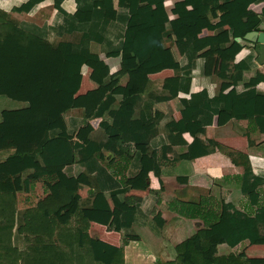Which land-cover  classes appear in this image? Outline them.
I'll return each mask as SVG.
<instances>
[{
	"label": "trees",
	"instance_id": "obj_1",
	"mask_svg": "<svg viewBox=\"0 0 264 264\" xmlns=\"http://www.w3.org/2000/svg\"><path fill=\"white\" fill-rule=\"evenodd\" d=\"M42 1L26 0L12 10L31 13ZM64 1L53 0L55 17L43 26L18 21L0 9V96L21 106L4 109L0 122V151L13 149L0 159V242L3 248L18 251L14 245L17 233L32 226L40 246L30 250L33 264H123V246L110 247L90 238L85 208L111 210L113 200L122 207L119 219L123 243L141 234L155 249L167 220L161 211L154 210L155 198L145 207L147 227L139 229V214L147 200L134 205L125 202L133 183L141 180L149 184V170L160 176L172 145L186 144L184 132H189L193 140L173 160L194 159L214 151L217 144L211 139L202 140L199 134L217 115L223 114L225 122L247 119L251 131L264 133V91L257 87L264 73L246 80L244 73L251 66L247 57L234 64L231 76L227 74L230 62L242 48L237 38H244L264 18V8L258 14L249 7L264 0H181L175 4L176 20L171 19L164 0H149L143 6L140 0H75L74 13L63 7ZM220 1L232 3L235 13L209 24L213 35L200 36L201 30L195 27L179 40L186 66L165 58L162 49L169 35L184 24L192 27L203 23L206 14L216 15ZM188 5H192V12ZM205 47L223 57L217 76L223 80L220 91L215 96L207 90L193 93L185 100L181 118L167 124V135L158 136L159 119L150 112L152 105L166 100L167 95L152 96L148 110L135 116L150 81L148 76L140 78L136 93L117 101L116 95L124 93L120 80L129 69L130 57L147 74L167 68L186 69L179 84L164 83L172 95H177L189 91L190 69ZM99 52L107 57L120 56L119 70L111 72ZM91 60L95 64L90 77L98 87L79 94ZM240 83L242 90L237 88ZM71 109H79L82 118H71V127L66 130L49 128L60 111ZM97 117L101 118L105 139L83 142L84 136L76 137L79 123L88 124ZM106 152L115 154V159H125L128 173L120 174ZM76 165L80 167L73 172ZM177 179L182 183L188 180L183 175ZM240 179L241 193L255 206L253 213L233 202L217 203L211 197L173 202L188 226L174 234L176 259L163 264H264V258L250 260L232 250L244 241L264 244V203L260 202L259 191L264 175L248 167ZM37 181L45 183L46 196L32 209L23 210L17 195L32 192ZM83 185L90 188L87 196L80 192ZM188 227L196 231L181 240L191 231ZM63 243L72 247L70 254L61 246Z\"/></svg>",
	"mask_w": 264,
	"mask_h": 264
},
{
	"label": "crops",
	"instance_id": "obj_2",
	"mask_svg": "<svg viewBox=\"0 0 264 264\" xmlns=\"http://www.w3.org/2000/svg\"><path fill=\"white\" fill-rule=\"evenodd\" d=\"M25 1L0 0V9L6 10L20 21H25L26 19L28 23H35L39 26H43L47 22L50 24L53 22L57 11L53 0L42 1L31 13L12 10L14 6ZM148 1L140 0V5L143 6ZM164 1L171 19L176 20L178 15L175 4L181 0ZM62 5L69 12L74 13L77 9L75 0L64 1ZM190 6L192 7V5H188L187 8L192 12ZM249 8L258 14L262 13L264 2L252 3ZM234 13L235 8L232 3L220 1L216 8V15H212L211 13L206 14L203 16V23L192 27L191 25L184 24L176 33L169 35L162 49L163 56L169 61L178 62L185 67L187 60L181 54L179 40L190 29L195 27L201 30L200 36L213 35L214 31L208 25L225 19ZM19 14H24V18L18 17ZM253 31H257L256 35L258 32H260L259 34L264 33V18ZM256 35L252 36V39L253 37L256 39ZM252 39L249 40L245 37L237 38L242 48L236 54L235 60L230 62L227 69L228 76L233 74L234 64L247 57L251 59V66L244 73L246 80L255 76L256 73H264V46L260 47L258 44L256 45ZM252 43H255V46ZM95 48L98 49L99 45H96ZM99 53L101 58L110 65L111 72L119 70L121 64L120 56L107 57L103 52ZM128 62L129 69L120 80L124 87V93L116 95L117 101L136 93L139 89L140 78L145 75L148 76L150 81L142 93L141 101L136 106L135 116L139 117L141 111L148 110L147 103L152 100V96L167 95L168 98L166 100L156 101L150 109L153 116L159 119L158 136H165L169 133L167 124L172 120H179L181 118L182 110L185 108V100H189L193 93L207 90L210 96L218 95L223 82L222 79L217 77L218 73L222 70L223 57L218 51H212L210 47H205L198 52L197 58L190 69L191 82L189 91L182 90L177 95H172L171 91L164 87V83L179 84L180 77L184 76V73L187 71L186 69L167 68L156 73L147 74L143 67L136 64L134 57H130ZM94 64L95 61L92 60L87 63L79 94H84L98 87V84L90 77ZM243 87L241 83L237 85L239 90H242ZM257 87L259 90L264 91V80L260 81ZM18 107L21 106L15 101L6 96H0V122L3 120L2 111L4 109ZM56 108L61 110L62 106L57 104ZM82 115L79 109L62 110L58 113L56 119L49 124V128L69 129L71 127V118H82ZM100 121L101 118L97 117L89 120L88 124L79 123L76 137L79 135L84 136L85 140L81 139L83 142L88 141L90 138L105 139L106 135L100 126ZM178 136L179 133H177ZM199 137L205 141L211 139L218 146L216 145L215 150L207 155L194 159L173 160L174 157L185 152L187 146L193 140V136L189 132H184L182 138L186 144L177 142L172 145V150L167 154L169 159H164L163 161L161 175L157 176L153 171L149 170V184L137 185L133 183L131 189L125 195V202L130 205L143 202L144 199L147 200L140 214L138 213L142 216L139 229L147 227L146 222L148 223V219L145 215V207H149L155 198L158 199H155L154 210L161 211L167 222L162 229V239L159 241L157 248L154 249L150 243H147L141 234L131 236L126 244L123 243V233L119 219L122 207L111 199V210L89 207L84 209V213L89 220L88 233L90 238L99 240L111 247L117 248L123 246V264H163L176 259L177 250L173 243L174 234L179 228L188 226V220L183 215L177 213L178 211L172 205L173 202H181L180 200L198 201L201 197H211L213 198L212 201L217 203L221 201L224 205L225 202H233L238 208L248 213H253L255 206H251L248 197L240 191V177L248 167H252L255 173L264 175V133L251 131L248 127L247 119H231L225 122L223 114H220L213 118L211 124L204 127ZM12 151L13 149L0 151V159L6 157ZM106 154L108 158L113 160L112 166H115V169L120 174L128 173V168L125 169L127 164L125 159H115V154L111 152H106ZM253 158H258V160H254ZM105 162L108 163L109 160L106 159ZM79 167L80 165L74 166L72 168L73 172H77ZM181 175L187 176V182L182 183L178 181L177 177ZM89 189L88 185H83L80 192H83L87 196L89 195ZM259 191L261 194L260 202L264 203V183L259 186ZM31 195L33 196L31 201L34 198L37 202L46 196L45 189H42V181L35 183L32 192L18 193L17 202L19 203L18 199L21 196L25 198V202H29ZM33 206L26 205L21 207L19 205L23 210L32 209ZM243 244H245L243 248L248 244L247 250L251 252H253L254 247H258L259 250L252 257L264 258V244H250L244 241L232 248V250L239 249ZM245 252L247 253L246 250ZM172 255L173 257H170Z\"/></svg>",
	"mask_w": 264,
	"mask_h": 264
},
{
	"label": "rangeland",
	"instance_id": "obj_3",
	"mask_svg": "<svg viewBox=\"0 0 264 264\" xmlns=\"http://www.w3.org/2000/svg\"><path fill=\"white\" fill-rule=\"evenodd\" d=\"M19 16H20V18H24V14H19L18 17ZM18 21H20V20H18ZM25 21H26V19H25ZM26 22H28V21H26ZM152 73H156V72H152ZM254 160H258V158H255ZM148 174H149V172H148ZM134 183L137 185L144 184L141 182V180H137ZM43 188L47 189L45 183L42 182V189ZM22 196L18 199L19 200L18 204L21 207H24L26 205H31V207H32L37 202L36 199L34 200V198L31 201V198L33 197L32 195L29 198V202H25V198ZM188 229H189V231L190 230L191 231L189 233H187V235L185 234V236H182L180 238L181 240H184V237H189L190 235H192L196 231L195 229H191L189 227H188ZM34 231H35V227L26 226V227L22 228V230L20 232L17 233V235H16L17 238H16V241L14 242V245L17 246L18 251H14V250H12V248H10V249L3 248L1 245V242H0V264H33L34 258L31 256L30 250L33 252L39 246V242L36 241V237H38V235ZM55 238H56V236H55ZM244 245L245 244H243L239 249H235L233 251L239 255L243 253L244 255H246L247 259H250V260H251V258L255 259V257H252V256H255L256 251L259 250L258 247H254L253 252H251L250 250L249 251L247 250L248 244L246 247L243 248ZM61 246L66 250L65 252L67 254L71 253L72 247L70 245H68L67 243H63V245L61 244ZM245 250L247 251V253L245 252ZM83 254H85V253H83ZM170 257H173V255ZM85 259H86V255H85Z\"/></svg>",
	"mask_w": 264,
	"mask_h": 264
},
{
	"label": "water",
	"instance_id": "obj_4",
	"mask_svg": "<svg viewBox=\"0 0 264 264\" xmlns=\"http://www.w3.org/2000/svg\"><path fill=\"white\" fill-rule=\"evenodd\" d=\"M256 33H257V31H250L249 33L246 34L245 38L251 40L252 36H255ZM259 33L260 32H258V34L256 35L257 38L255 39L253 37L252 40L255 42H258V45L261 47V46H264V37H262L264 35V33L263 34H259Z\"/></svg>",
	"mask_w": 264,
	"mask_h": 264
},
{
	"label": "built area",
	"instance_id": "obj_5",
	"mask_svg": "<svg viewBox=\"0 0 264 264\" xmlns=\"http://www.w3.org/2000/svg\"><path fill=\"white\" fill-rule=\"evenodd\" d=\"M255 43H256V45L258 44V42H255ZM255 43H252V45L255 46Z\"/></svg>",
	"mask_w": 264,
	"mask_h": 264
}]
</instances>
